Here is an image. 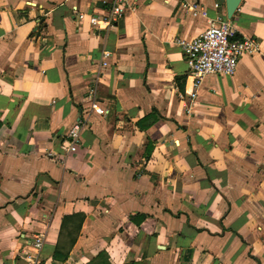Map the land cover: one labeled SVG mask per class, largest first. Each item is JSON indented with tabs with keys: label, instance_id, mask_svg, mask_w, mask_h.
I'll use <instances>...</instances> for the list:
<instances>
[{
	"label": "crops",
	"instance_id": "0c3cea01",
	"mask_svg": "<svg viewBox=\"0 0 264 264\" xmlns=\"http://www.w3.org/2000/svg\"><path fill=\"white\" fill-rule=\"evenodd\" d=\"M109 3L0 0V264H264V0ZM203 12L258 49L191 98Z\"/></svg>",
	"mask_w": 264,
	"mask_h": 264
},
{
	"label": "built area",
	"instance_id": "2783aa9c",
	"mask_svg": "<svg viewBox=\"0 0 264 264\" xmlns=\"http://www.w3.org/2000/svg\"><path fill=\"white\" fill-rule=\"evenodd\" d=\"M127 0H110L109 13L101 19L94 16L88 18V22L92 26L102 24L110 27L120 20L125 12ZM188 8L194 15L199 12L198 5H183ZM220 5L214 4V8L218 9ZM206 18V29L190 40H177L176 43L182 50L189 78L192 84L191 98H194L195 91L199 87L201 80L206 76L231 77L235 74L237 66L241 58L245 55H253L257 52L258 46L252 38H238L236 31L231 22L225 17ZM84 15L78 16L79 20H83ZM106 57V54H103ZM105 65V64H103ZM90 110L98 115L104 116L106 111L98 107L97 103L92 102ZM83 128V122L77 121L68 133L70 144L67 152H75L76 146L80 142V132ZM43 244V239L36 237L31 245L36 252H39ZM28 264H39L36 256L27 258Z\"/></svg>",
	"mask_w": 264,
	"mask_h": 264
},
{
	"label": "water",
	"instance_id": "95a60500",
	"mask_svg": "<svg viewBox=\"0 0 264 264\" xmlns=\"http://www.w3.org/2000/svg\"><path fill=\"white\" fill-rule=\"evenodd\" d=\"M239 2L240 0H224L225 9L228 18H230L233 12L236 10Z\"/></svg>",
	"mask_w": 264,
	"mask_h": 264
}]
</instances>
